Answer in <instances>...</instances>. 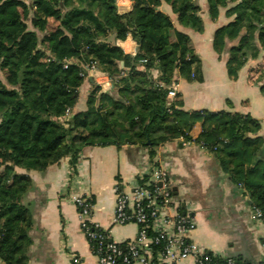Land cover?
<instances>
[{"label":"trees","instance_id":"1","mask_svg":"<svg viewBox=\"0 0 264 264\" xmlns=\"http://www.w3.org/2000/svg\"><path fill=\"white\" fill-rule=\"evenodd\" d=\"M132 1L131 11L120 13L115 0H31V23L44 33L41 37L29 28L22 0H0L1 264L28 263L33 219L20 199L32 187L30 171H44L67 157L72 174L87 147L139 145L153 157L159 146L183 136L217 154L264 222V139L256 136L260 122L224 111L185 112L181 102L166 100L169 84L178 82L175 72L188 80H201L202 74L189 36L175 28L160 5L165 1L181 24L202 31L197 1ZM208 4L212 19L220 8L234 18L216 31L213 46L221 54L227 40L239 39L227 63L235 79L248 58L264 48V0ZM49 18L58 22L51 31ZM113 31L119 39L131 34L138 52L132 56L111 43ZM79 56L109 76L116 95L96 86L87 109L68 116L87 76L86 67L70 61ZM152 67L159 70L158 81L147 70ZM263 75L264 68L256 81ZM199 121L202 131L193 139L191 129Z\"/></svg>","mask_w":264,"mask_h":264},{"label":"crops","instance_id":"2","mask_svg":"<svg viewBox=\"0 0 264 264\" xmlns=\"http://www.w3.org/2000/svg\"><path fill=\"white\" fill-rule=\"evenodd\" d=\"M196 1L203 20L202 31L181 24L168 3L160 6L175 28L189 36L201 63V80H188L175 72L174 78L178 81L175 101L181 102L180 108L185 112L224 111L231 115H249L260 122L256 136L264 139V92L261 89L264 75L256 81L264 68V48L257 57L248 58L237 77L232 79L227 68L229 50L238 45L239 39L227 40L221 54L214 49L213 42L216 31L234 18L226 14L227 8H221L218 17L212 19L208 0ZM117 6L120 13H127L133 1L120 0ZM108 40L127 54L134 56L138 52V43L131 34L119 39L113 31ZM71 62L82 68L88 66L80 56ZM137 69L145 70L142 65ZM147 70L152 79L158 81L159 70L155 67ZM96 86L116 95L112 80L105 72L98 68L96 72L87 69L79 99L70 114L87 109L88 95ZM201 131V122H196L191 129L193 139ZM155 164L168 173L180 212L194 218L196 227L189 233L192 240L207 252L234 258L237 264H264V222L255 219V207L243 185L232 181L216 153L180 139L159 146L153 157L147 147L139 145L87 147L80 154L72 174L67 157L44 171H30L32 187L20 199L33 219L27 264H70L73 256L79 258L81 264H97V257L81 229L79 210L71 200L73 194L93 199L92 219L109 231L112 240L124 243L135 238L136 223H114L115 184L118 180L131 184ZM179 264L195 262L187 259Z\"/></svg>","mask_w":264,"mask_h":264},{"label":"built area","instance_id":"3","mask_svg":"<svg viewBox=\"0 0 264 264\" xmlns=\"http://www.w3.org/2000/svg\"><path fill=\"white\" fill-rule=\"evenodd\" d=\"M87 69L97 71L94 64ZM177 88L178 82L169 84L168 104L175 101ZM168 112L172 114V109ZM66 114L69 116L70 111ZM179 139L184 143L193 142L183 136ZM114 191V223L134 222L138 226L136 237L124 243L112 240L109 231L93 221L94 203L90 196L73 194L71 197L97 264H179L187 259L195 264H237L234 258L207 252L190 238L189 233L196 227L194 218L180 212L168 173L159 164L131 184L118 180ZM254 210L255 219H261L260 210ZM70 264H81L80 259L73 256Z\"/></svg>","mask_w":264,"mask_h":264},{"label":"rangeland","instance_id":"4","mask_svg":"<svg viewBox=\"0 0 264 264\" xmlns=\"http://www.w3.org/2000/svg\"><path fill=\"white\" fill-rule=\"evenodd\" d=\"M23 1V3L25 4V10H26V13H25V20H26V22L28 23V26H29V28L31 29V30H35V31H37L38 32V35H40L41 37L44 35V33L43 32H40L39 30H37V29H35L34 27H33V25H32V23H31V20L33 19V11H34V9H33V7L31 6V0H22ZM115 2L117 3V5H118V3H120V0H115ZM163 2H165V1H163ZM162 2V3H163ZM162 5V4H161ZM160 5V6H161ZM221 9V8H220ZM210 14V13H209ZM58 25V22L57 21H55V19L54 18H49L48 19V22H47V30H53L56 26ZM70 61H72V59L70 60ZM70 63V62H69ZM90 64H88V66H89ZM90 71V70H89ZM0 76H3V74H2V71L0 70ZM71 112V111H70ZM69 115H71V114H69Z\"/></svg>","mask_w":264,"mask_h":264},{"label":"water","instance_id":"5","mask_svg":"<svg viewBox=\"0 0 264 264\" xmlns=\"http://www.w3.org/2000/svg\"><path fill=\"white\" fill-rule=\"evenodd\" d=\"M122 65H123V63H122Z\"/></svg>","mask_w":264,"mask_h":264}]
</instances>
